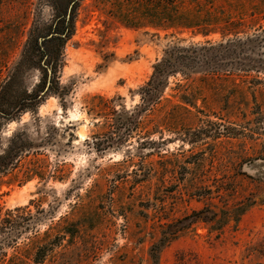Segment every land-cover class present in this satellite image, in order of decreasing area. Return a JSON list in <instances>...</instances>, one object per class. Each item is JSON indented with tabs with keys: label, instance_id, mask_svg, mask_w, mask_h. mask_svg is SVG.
<instances>
[{
	"label": "rangeland",
	"instance_id": "rangeland-1",
	"mask_svg": "<svg viewBox=\"0 0 264 264\" xmlns=\"http://www.w3.org/2000/svg\"><path fill=\"white\" fill-rule=\"evenodd\" d=\"M123 1L0 0V155L31 148L0 175V264H153L165 237L158 264H264V49L245 57L258 67L229 60L171 77L142 127L97 152L98 138L117 134L111 108L141 104L167 49L223 41L125 28L113 18ZM263 2L218 0L212 15L244 16L240 38L252 37L264 31ZM67 15L73 36L49 70L63 92L37 105L49 61L34 44ZM153 121L159 148L149 149ZM238 208L239 223L219 227ZM208 211L215 223H193Z\"/></svg>",
	"mask_w": 264,
	"mask_h": 264
},
{
	"label": "trees",
	"instance_id": "trees-1",
	"mask_svg": "<svg viewBox=\"0 0 264 264\" xmlns=\"http://www.w3.org/2000/svg\"><path fill=\"white\" fill-rule=\"evenodd\" d=\"M218 0H125L117 2V8L113 18L125 28L131 30H142L152 28L159 32H172V36L191 33L194 37L203 36L211 37L220 34L223 41L214 45L211 42L206 44H197L190 46H182L175 44L164 52V57L154 66V72L147 84L139 90L141 104L132 111L123 108L120 111L112 109L115 117L114 123L108 124V128L114 127L117 134H105L104 137L98 138L94 143L97 152H105L115 145H121L131 135L137 131L142 125L139 123L141 115H147L154 112L161 100L165 90L168 87V81L171 77L178 74L184 77H191L197 71H202L210 67L219 68L221 64L242 65L247 68L258 67L252 60L246 61L248 51L254 53V49L258 45L261 50L264 49V31L262 34L252 37L240 38V35H246V23L244 16H213L214 7ZM262 13H264V2L262 4ZM252 18L255 16H251ZM264 20V16H262ZM74 19L72 16H64L62 22H59L53 32L40 37L35 41L34 46L49 61L47 67H41L45 76L35 88L36 91L31 95V99L39 105L46 96L55 94L61 95L60 84L58 83L57 67L54 66L51 80L49 74L51 63H57L60 49L73 36ZM262 30V28H260ZM233 39H229V37ZM58 42V45L56 44ZM263 48V49H262ZM259 51V49H257ZM216 75V74H212ZM218 75V74H217ZM44 93V94H43ZM102 108L109 110L110 103L103 97H99ZM99 113V112H98ZM9 117L7 115L3 116ZM10 119V117L8 118ZM13 119V117H11ZM143 126L146 132V141L144 146L149 149L159 148L157 142L150 141L151 135L157 133L160 126L159 123L153 121V125ZM116 135V136H115ZM12 137L11 140H14ZM31 148L25 145H13L5 154L0 155V175L6 174L8 171L16 167L17 160L24 154H29ZM41 178V174H35ZM31 170L26 174L25 179L31 181ZM42 179V178H41ZM1 212V210H0ZM246 209L238 208L231 214L223 213V219L219 223V227L225 226L231 221L232 216L234 222L239 223V219L244 215ZM204 218H198L194 221H203L206 223H215L219 216L216 212L208 211ZM178 231H182L179 229ZM177 231V232H178ZM168 238L160 240L151 249V259L153 264H158L159 257L164 247V243Z\"/></svg>",
	"mask_w": 264,
	"mask_h": 264
}]
</instances>
